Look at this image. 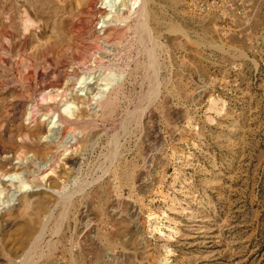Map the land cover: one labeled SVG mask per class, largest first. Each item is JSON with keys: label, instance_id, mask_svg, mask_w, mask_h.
<instances>
[{"label": "rangeland", "instance_id": "1", "mask_svg": "<svg viewBox=\"0 0 264 264\" xmlns=\"http://www.w3.org/2000/svg\"><path fill=\"white\" fill-rule=\"evenodd\" d=\"M108 2L0 0V264H264V0Z\"/></svg>", "mask_w": 264, "mask_h": 264}, {"label": "bare ground", "instance_id": "2", "mask_svg": "<svg viewBox=\"0 0 264 264\" xmlns=\"http://www.w3.org/2000/svg\"><path fill=\"white\" fill-rule=\"evenodd\" d=\"M100 0H91V2L92 3H94L95 4V6L98 4V2H99ZM109 2L108 3H118V2H122L125 6L126 5H128V2H129V0H108ZM135 1V0H134ZM138 1V0H137ZM107 2V1H106ZM108 3H105V5L106 4H108ZM119 4V3H118ZM137 4V3H136ZM121 5V4H120ZM144 6V5H143ZM104 9V10H103ZM105 7H96V11H98V13H99V15L100 16H104V14H106L107 12H105ZM145 14H146V11H145V9H144V7H142V9H140V14H139V17H140V20H143L144 19V17H145ZM86 25V24H85ZM138 31V30H137ZM99 41V40H98ZM98 61V60H97ZM59 120H61V119H59ZM66 130V129H65ZM17 192H19V191H17ZM15 196V195H14ZM13 196V197H14ZM16 197V196H15Z\"/></svg>", "mask_w": 264, "mask_h": 264}]
</instances>
